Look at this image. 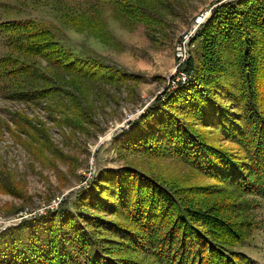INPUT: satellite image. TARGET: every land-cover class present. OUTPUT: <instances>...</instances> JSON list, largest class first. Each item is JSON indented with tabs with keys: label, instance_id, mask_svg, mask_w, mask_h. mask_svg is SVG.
<instances>
[{
	"label": "trees",
	"instance_id": "1",
	"mask_svg": "<svg viewBox=\"0 0 264 264\" xmlns=\"http://www.w3.org/2000/svg\"><path fill=\"white\" fill-rule=\"evenodd\" d=\"M53 37L30 19L0 21V88L8 98L73 102L77 93L66 92L65 79L118 83L116 69L65 50ZM196 42L202 65L198 56L192 58L188 80L159 96L113 144L153 159L194 164L257 210L264 199V0L224 4ZM81 106L70 114L84 122L88 112ZM62 114L70 118L67 111ZM185 191L131 163L102 171L57 212L0 235V263L254 264L239 250L258 224L242 227L219 219V209L212 214L194 199L203 190L194 189L190 195ZM231 201L221 208L238 209Z\"/></svg>",
	"mask_w": 264,
	"mask_h": 264
},
{
	"label": "rangeland",
	"instance_id": "2",
	"mask_svg": "<svg viewBox=\"0 0 264 264\" xmlns=\"http://www.w3.org/2000/svg\"><path fill=\"white\" fill-rule=\"evenodd\" d=\"M232 1L0 0V21L38 22L62 48L100 60L116 69L119 73L114 79H120L117 84L80 76L75 82L62 80L66 92L77 93L73 102L62 99L65 107L56 97L14 101L0 88V235L27 220L57 212L65 200L73 201L78 191L87 190L102 171L131 163L147 175L180 185L189 195L194 189L203 190L207 197L201 193L194 199L212 214L219 209V219L236 221L242 227L258 224L239 251L254 264H264V199L253 211L250 201L227 193L215 177L200 172L194 164L175 158L153 159L113 144L159 96L178 89L179 77L186 75L190 60L201 50L196 42L201 30L216 10ZM202 16L203 22L197 24ZM180 47L183 53L187 51L186 57L179 56ZM78 78L81 85L76 83ZM79 103L88 112L84 122L72 116ZM64 111L70 118H64ZM229 201L237 203L238 209L221 208ZM102 217L119 222L110 214Z\"/></svg>",
	"mask_w": 264,
	"mask_h": 264
},
{
	"label": "built area",
	"instance_id": "3",
	"mask_svg": "<svg viewBox=\"0 0 264 264\" xmlns=\"http://www.w3.org/2000/svg\"><path fill=\"white\" fill-rule=\"evenodd\" d=\"M203 20H204V16H202L201 18H198V20H197V24H201V23L203 22ZM198 26H199V25H198ZM198 26L196 25V26L194 27V32H195V28H198ZM186 37L188 38L187 35H186ZM178 52H179V53H178L179 56H181L182 54H184V57H186V53H187V51H186L185 53H183V50H182L181 47L178 49ZM186 78H187L186 75L183 74L181 77H179L178 81L184 83V82H186Z\"/></svg>",
	"mask_w": 264,
	"mask_h": 264
}]
</instances>
